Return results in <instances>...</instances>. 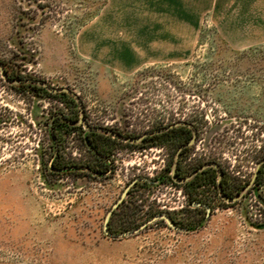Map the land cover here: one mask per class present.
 Segmentation results:
<instances>
[{
    "label": "rangeland",
    "instance_id": "374dc122",
    "mask_svg": "<svg viewBox=\"0 0 264 264\" xmlns=\"http://www.w3.org/2000/svg\"><path fill=\"white\" fill-rule=\"evenodd\" d=\"M58 107L97 133L105 173L41 168ZM167 118L242 185L231 200L209 186L197 220L175 215L188 197L157 177L160 148L139 143ZM79 133L64 152L97 164ZM261 161L264 0H0V264H264ZM158 214L182 229L147 222Z\"/></svg>",
    "mask_w": 264,
    "mask_h": 264
},
{
    "label": "flooded vegetation",
    "instance_id": "af4514ba",
    "mask_svg": "<svg viewBox=\"0 0 264 264\" xmlns=\"http://www.w3.org/2000/svg\"><path fill=\"white\" fill-rule=\"evenodd\" d=\"M194 126L189 125L188 121L174 123L168 118L163 124H156L151 130L142 136L139 140L144 147H158L165 156L158 178L170 179V183L181 187L187 195L186 208L180 214H175L185 220L199 219L200 209L204 210V214H208L210 207L207 209L204 204L206 199L204 194L208 191L209 186L216 187V193L222 198L225 193L227 197H232L227 187V179L234 181L235 179L228 176L226 169L221 165L216 153L204 151L196 154L191 151L192 144L196 137ZM195 132V133H194ZM194 136V138H193ZM191 138L193 140L191 141ZM129 144H132L128 140ZM166 152V153H164ZM262 164V165H261ZM139 170V168H133ZM256 178L259 180L264 175V161L258 166ZM166 172V173H164ZM135 176V174H133ZM138 174L133 183H148L147 178L144 181ZM255 179V178H254ZM183 186V187H182ZM192 195H195L194 197ZM207 195V194H206ZM225 195V196H226ZM222 200H225L222 198ZM170 207L169 209H174ZM188 208L192 209L191 213ZM193 214V215H190Z\"/></svg>",
    "mask_w": 264,
    "mask_h": 264
},
{
    "label": "trees",
    "instance_id": "16d2710c",
    "mask_svg": "<svg viewBox=\"0 0 264 264\" xmlns=\"http://www.w3.org/2000/svg\"><path fill=\"white\" fill-rule=\"evenodd\" d=\"M6 77L10 80L14 78H21V76H13L10 74H6ZM28 86L30 88L45 91L54 97H59L63 99L65 103L69 102L72 103L73 106L76 105L75 99L65 91L52 93L47 91L45 87L38 84H28ZM78 119V110H72V112L66 113L63 111L62 107H58L57 109L50 111L48 123V136L50 139L49 151L46 159L43 158V154L40 155L39 159L41 168H43L49 176L55 177L68 174L91 176L93 175V173L101 174L107 171V167L109 165L104 160L106 152L105 146H103L99 141H95V138L90 137V135H97V133L85 131L84 129H82V124L77 123ZM74 129H79L81 139L87 147L88 151L93 152V154L97 156V159L99 161L97 164L90 163L89 160L86 159H84L82 162L77 161L72 158L70 154L68 155L64 152L63 136H68V134L74 131ZM254 180L257 181L256 176ZM226 183L231 195L233 191H238L242 187L241 183L238 180L232 182L230 181V179H227ZM223 195L226 194L223 193ZM127 208L129 212L133 211L132 206H128ZM128 211L126 210L125 213ZM129 212L127 214H129Z\"/></svg>",
    "mask_w": 264,
    "mask_h": 264
},
{
    "label": "water",
    "instance_id": "95a60500",
    "mask_svg": "<svg viewBox=\"0 0 264 264\" xmlns=\"http://www.w3.org/2000/svg\"><path fill=\"white\" fill-rule=\"evenodd\" d=\"M50 90H55V89H50ZM59 91H62L63 89L61 88V89H58ZM71 95H72V93H70ZM78 122H82V119L81 118H79L78 119ZM140 138H137V139H129L130 141H134V142H136V141H138ZM191 141H192V139H191ZM260 163H262V161L260 162ZM260 163L256 166V168H255V173H254V175H253V177H255L256 176V173H257V170H258V166L260 165ZM254 179V178H253ZM222 196H223V198L225 199V200H231V198H227V197H225V195H223L222 194ZM158 218H160V219H163V220H165L166 222H167V224H169L171 227H173V228H175V229H182V228H178V227H176L175 225H173L172 224V222H171V220H170V218L166 215V214H158V215H155V216H153L152 218H150L149 220H147V222H151L152 220H154V219H158ZM107 217H106V219H105V224H104V231L106 232V233H108V229H107ZM147 222H145V223H143L139 228H141L142 226H144ZM138 230V228L137 229H134V230H132V231H128V232H124V233H121V234H115V235H112V234H110L111 236H114V237H118V236H124V235H128V234H131V233H133V232H135V231H137Z\"/></svg>",
    "mask_w": 264,
    "mask_h": 264
},
{
    "label": "crops",
    "instance_id": "0c3cea01",
    "mask_svg": "<svg viewBox=\"0 0 264 264\" xmlns=\"http://www.w3.org/2000/svg\"><path fill=\"white\" fill-rule=\"evenodd\" d=\"M130 59H131V58H129V60H128V61H131ZM133 61H134V60H133ZM133 61H132V62H133Z\"/></svg>",
    "mask_w": 264,
    "mask_h": 264
}]
</instances>
